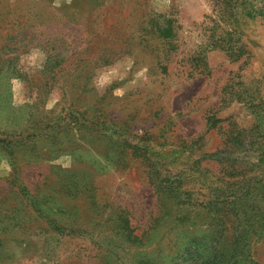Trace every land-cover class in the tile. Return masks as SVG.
<instances>
[{
  "label": "rangeland",
  "instance_id": "obj_1",
  "mask_svg": "<svg viewBox=\"0 0 264 264\" xmlns=\"http://www.w3.org/2000/svg\"><path fill=\"white\" fill-rule=\"evenodd\" d=\"M263 3L0 0V264H131L143 250L165 262L203 230L178 219L256 163L209 155L264 128ZM239 97L263 103L259 118ZM159 186L180 198L166 215ZM125 221L143 246L125 242ZM258 233L264 264V221Z\"/></svg>",
  "mask_w": 264,
  "mask_h": 264
},
{
  "label": "trees",
  "instance_id": "obj_2",
  "mask_svg": "<svg viewBox=\"0 0 264 264\" xmlns=\"http://www.w3.org/2000/svg\"><path fill=\"white\" fill-rule=\"evenodd\" d=\"M257 12L261 15L264 14V3L263 6L258 7ZM224 44L226 45V42ZM229 50L231 53L232 49ZM238 83L241 86H246L242 82ZM241 93L243 94V92ZM239 100L245 102L247 107L252 109L256 117L259 118L260 113H255L254 110L263 103L256 102L253 97L242 99L239 97ZM262 120L264 126V116ZM208 122L210 127L214 128L218 120L210 119ZM258 128L260 126L257 122L248 130L249 132L236 129L225 142V150L209 155V157H214L217 162H221L224 160L222 155L230 153L226 150L257 153L256 163L252 164L251 169L248 170L252 175H247V171H239V169L234 170L235 175H232V172L228 173L227 181L223 179L209 189L210 192L203 189L202 200L192 205L200 210L197 215L187 217L185 222L178 219L181 225L189 228L188 222L190 226L195 224L191 219L204 218L207 222L203 224L204 229H198V233H193L190 236L188 233L187 237L177 244L178 247L174 254L165 262H163V257L162 262L154 263L150 259V255L143 250L135 252L131 256L132 262H134L131 264H257L251 251L260 237L258 229L264 221V128L259 129L257 136H254L253 133L257 132ZM258 136L263 138L262 141L257 140ZM255 145L257 147L254 148ZM227 159H232L229 161L231 164L228 165L231 170L236 164L237 158L227 157ZM227 159L225 162H228ZM259 168L261 171L257 172ZM235 176H240V181L230 182ZM176 190L177 187L174 191L166 186L158 187V195L165 200L163 215L169 212L167 209L170 208L172 200L180 199L176 196L171 197V194H177ZM199 190L198 187L196 191ZM133 232L134 230L125 221V242L133 246H143V234L135 235ZM150 238L151 235L146 236L145 241L149 242ZM174 244L176 243L174 242Z\"/></svg>",
  "mask_w": 264,
  "mask_h": 264
}]
</instances>
